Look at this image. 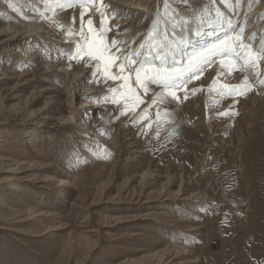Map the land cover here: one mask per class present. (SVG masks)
<instances>
[{
    "label": "rangeland",
    "instance_id": "rangeland-1",
    "mask_svg": "<svg viewBox=\"0 0 264 264\" xmlns=\"http://www.w3.org/2000/svg\"><path fill=\"white\" fill-rule=\"evenodd\" d=\"M124 1L137 3L145 12L115 9V18L106 20L105 26L111 30L106 32L105 42L123 41L126 38L121 35L137 31L129 50L140 53L145 48L151 49L154 56L160 51L159 38L150 41L149 31H166L169 43L180 40L185 24L182 14L202 16L214 11L213 17L219 20L229 9L228 24L231 21L239 27L246 21L245 38L247 29L253 27H259L264 36V0H241L239 6L236 0H188L187 4L181 0ZM103 3L108 5L105 0ZM41 5L43 11L42 2ZM82 10L85 9L80 4L58 10L63 27L41 19L71 45L70 56L80 37H68L67 28L79 31ZM18 11L21 12L12 7L7 12L13 15ZM105 12L111 16L113 11L108 7ZM118 16L132 22L117 24L114 20ZM89 17L99 28L100 14L95 7L87 6L85 22ZM194 33L183 36L194 42L200 37ZM51 49L43 52V57ZM24 50L23 47L21 51ZM8 52L0 51V78H5L0 80V264H157L167 244L179 245L178 240L183 239V226L176 217L184 214L185 205L170 200L178 190L176 186L169 189L170 193L167 190L160 195L159 184L142 176L146 170L168 181L186 174L198 175L203 177L200 190L222 203L234 207L245 201L242 218L227 206L203 212V234L193 240V253L177 254L171 264H264V85L255 84L243 97L221 96V84L241 83L245 73L232 71L227 75L229 69L221 65L224 58L209 57L187 88L177 92L179 100L169 96L163 103L153 105V97L161 91L153 84L146 94L138 89L144 102L121 115L122 100L118 104L105 100L106 96L112 97L109 90L118 88L121 82L105 81L102 71H96L97 62L87 56L65 57L69 72L87 71V77L80 82L82 86L102 88L112 125L104 138L113 145L104 150L86 140L77 127L66 128L67 124L58 123L55 119L64 113L48 107V95L39 98V90L46 86L65 90L64 79L58 85L51 82L38 65L33 66L30 76H20V65L25 62L17 60L11 49ZM213 64L215 69H210ZM261 68L264 71V64ZM192 89H196L195 93ZM65 96L63 103L69 102V90ZM257 97L263 99L259 103L262 117L252 111L251 100ZM79 102L75 100L74 105ZM142 114L145 118L135 122ZM217 122L225 124L222 134ZM119 132L128 133L137 144L139 159L126 158L127 148ZM52 177L56 181L51 182ZM59 182L68 185L60 187ZM150 183L140 196V188ZM34 210L49 211L54 217L26 222ZM55 224L66 229L43 234Z\"/></svg>",
    "mask_w": 264,
    "mask_h": 264
},
{
    "label": "bare ground",
    "instance_id": "bare-ground-1",
    "mask_svg": "<svg viewBox=\"0 0 264 264\" xmlns=\"http://www.w3.org/2000/svg\"><path fill=\"white\" fill-rule=\"evenodd\" d=\"M105 2L108 4L109 7H111L112 11H115V9L117 10V8H120L121 10L124 9L125 11L136 9L145 12L143 8H138L137 3H131L132 1L127 2L124 0H105ZM12 7L18 8L19 10H21L22 13L18 11L13 15H9L7 11H9V9H11ZM41 8H42L41 0H2V3L0 4V51L9 53L8 51L9 49H11L13 51L12 55L14 54L17 60H22V61L24 60L25 65H20V68L23 70L22 75L20 76H30L33 66L38 65L40 69L45 71L44 72V75H46L45 78H47L51 82H54L58 85L61 79L62 80L64 79V81L67 84V88L65 90L64 88L61 89L58 86H46L39 90L38 92L40 95L39 98L48 95L49 96L48 98L50 100L48 107H55L56 109L55 112L59 114L63 115L64 113L63 116H58L55 119L57 120L58 123L67 124L65 125L66 128H68L67 126L77 127L78 129H80V132H82L86 140L89 139L91 144H94L95 147H97V145H100L104 150H109L113 147V145L111 142L105 140L104 137L110 134L112 125L109 118L110 113L108 114V112L106 111L107 109H105L104 102L102 100V96L104 94L102 88L96 87L92 84L86 86L81 85L80 83L81 80L87 77L86 76L87 71H79L76 73H71L68 71V66L64 61L65 60L64 58L69 57L71 55L72 53L71 45H69V43L57 31H55L54 29H52L51 27H49L48 25H46L44 22L41 21L42 19L40 17ZM215 10L218 11V9ZM228 11L231 10L225 9L224 12L226 17L225 16L219 17L220 18L219 20L218 17L217 18L213 17L215 14L214 11L212 12L206 11L207 13L204 12L205 14L202 16H198L197 14L194 15L182 14L181 15L182 21L185 22V24H183V29H181L182 32L179 33L181 36L190 33L192 31H196L197 28L201 26L200 28L201 33L199 35L200 37H197V39H195L194 42H191L186 46L185 45L182 46L185 47V51L191 53L194 50H199L202 47L210 46L216 43L218 40L224 39V36L229 28L228 27L229 24L226 21L227 16L229 18V15H231V13L230 14L227 13ZM26 12H29L30 14H26ZM124 12H122L121 15L124 14ZM119 16L116 17V19L114 20L115 22H117V24L132 22V21H127L128 19L124 20V18H121ZM250 17H253L252 14L250 15ZM189 29H191V31H189ZM202 29L203 31H201ZM136 32L137 31L125 33L121 35L123 38H126L125 40H123L125 41V43L121 45L123 46V48L125 47L126 49H129L130 44L135 39L134 34ZM253 33L256 34L255 42H260L261 34H262L261 29L259 27H253L247 29L248 36L252 35ZM23 47L26 48L24 52L21 51ZM49 48L52 49L48 53L47 57L46 58L43 57V52H46L47 50H49ZM22 55H24L25 57H23ZM141 55L147 56L149 59H152L154 57L152 50L148 48L141 50ZM38 59L40 61H38ZM215 67L216 64H213L211 65L210 69L213 68L215 69ZM202 71H205V69L203 68ZM226 78L229 77L226 76ZM4 79H5L4 77L0 78V80H4ZM67 90H69V102L63 103L62 98L63 96L64 98L66 97L65 92ZM75 100H78L80 102L77 105H74ZM262 100L263 99H261V97H257L255 99L253 98L251 100V104H252L251 106L253 107L252 110L253 114H255L258 117L259 116L262 117L260 112L261 109L259 106V103ZM217 125H218V130L219 131L221 130L219 133L222 134L224 132L223 128L225 124L221 122H217ZM119 136H120L119 139L121 141L123 140V144L127 148L126 158L139 159L140 156L138 154L139 153L138 146L137 144H135L131 136L128 133H123V132L122 133L119 132ZM142 176H149L151 177L153 184L154 183L159 184L160 195L163 192L171 189L172 187L175 186L178 187V190L175 193H173L174 194L173 198L171 197L172 199L170 200L173 202H182V204L185 205L184 214L180 215V217L179 216L176 217L178 218L177 223H179L181 227L183 226V229L181 230L182 232H180L182 234L183 241L179 239L178 242L179 241L181 242L179 245L167 244L165 249L159 255L160 260L158 261L157 264H171V261L176 258L175 255L177 254L187 255L190 252H192L193 242H195L193 240L198 239L203 234L204 226L200 222L201 220H204L202 214L203 212H213L218 207L220 209L221 206H227L232 211L237 212L238 215L240 214L239 215L240 218H242V215L243 216L245 215L244 214L245 209L242 207L245 201L243 200L239 201L238 204H240L241 206L235 205L234 207L222 203L220 200L215 199L213 195L212 196L208 195L207 192H203L200 190L199 187L202 185L201 180L203 177L198 178L199 177L198 175L187 176L186 174L185 176L183 177L181 176L178 179H173L171 181L170 180L168 181L165 178L161 177L158 173L155 172L150 173L148 170H146ZM131 180H133V178ZM50 181L53 182L56 181V179L52 177ZM66 185H68L67 182H64V184L60 183L58 186L61 187ZM150 185L151 183L148 185V187H146L147 185H144L140 188L141 191L140 196H142L144 189L145 188L148 189ZM170 192L171 190H169L168 193ZM180 195L185 197H179ZM43 217H54V216L49 211L45 212V211L34 210L30 214V216L26 219V222L27 221L39 222V219H42ZM151 220L156 221L157 219L155 218ZM65 229L66 226L63 227L62 224H55L53 226H50L49 229L47 228V230L43 234L49 232L50 233L61 232ZM165 261L166 263H164ZM192 263H195V261L193 260Z\"/></svg>",
    "mask_w": 264,
    "mask_h": 264
},
{
    "label": "snow or ice",
    "instance_id": "snow-or-ice-1",
    "mask_svg": "<svg viewBox=\"0 0 264 264\" xmlns=\"http://www.w3.org/2000/svg\"><path fill=\"white\" fill-rule=\"evenodd\" d=\"M44 5V10L40 12V17L51 22L53 25L60 24L58 19V10L63 11L66 8L74 7L80 4L82 9L80 13V29L75 32L72 26L67 28L66 35L71 37L78 35L80 40L75 42V53L70 56V59H78L87 56L89 60L97 62L96 71L101 72L105 81H120L118 88H111L109 91L112 97H105L106 102L114 104L124 103V110L134 111L136 107L144 101L142 96L137 91L142 89L143 93L149 91L150 85H157L161 91L156 93L152 99V104L156 105L158 102L163 103L167 96L179 100L177 96L178 91H183L187 88V84L196 77L201 71V65L209 62V57L220 56L221 65L229 69V75L232 71H239L245 73L243 80L238 84L223 83L220 85L221 96H242L251 91L255 84L264 85V71L261 65L264 64V36L261 37L260 43L255 44L256 34L245 38V24L233 25L229 21V28L231 34H225L224 39L218 40L216 43L202 47L199 50H194L191 53L185 51V47L191 43L189 38L181 36L180 40H174L172 43L168 42L166 31L157 33L149 31L148 36L150 41L160 40V51L152 58L142 56L139 51L129 50L118 47L123 45L125 41H118L112 39L110 43L105 42V34L110 31L106 28V20L115 18L116 12L113 11L109 16L105 9L109 6L103 3V0H41ZM182 3L187 4L188 0H181ZM241 0H236L239 6ZM87 6L96 8L100 14V26L96 28L93 19L89 17L85 22ZM51 12L53 15L49 16L46 13ZM75 17H73V24ZM85 25L87 26L85 30ZM191 31V29H189ZM196 36L200 35L197 29L194 33ZM141 48L143 45L140 46ZM115 48V51L112 49ZM158 62V63H157ZM116 68L113 72L112 69ZM248 73L252 74L254 79H250ZM95 74V73H94ZM223 75V73H220ZM216 81L213 82V88ZM195 93L196 89L191 90ZM188 98L187 94L183 97ZM145 113L147 109L144 110ZM166 115H169L166 113ZM142 114L137 121L144 119ZM156 118L159 121L160 112L157 111ZM150 126V125H149ZM159 135V129H157Z\"/></svg>",
    "mask_w": 264,
    "mask_h": 264
}]
</instances>
